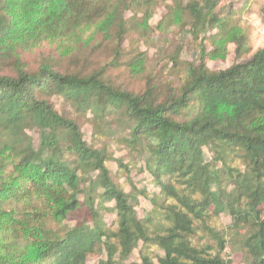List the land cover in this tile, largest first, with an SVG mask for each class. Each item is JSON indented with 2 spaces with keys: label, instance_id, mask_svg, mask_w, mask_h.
<instances>
[{
  "label": "trees",
  "instance_id": "obj_1",
  "mask_svg": "<svg viewBox=\"0 0 264 264\" xmlns=\"http://www.w3.org/2000/svg\"><path fill=\"white\" fill-rule=\"evenodd\" d=\"M220 1L168 6L167 20H187L202 45L173 86L127 82L138 69L125 61L126 14L143 3L147 24L154 0H0V264H90L95 254L105 256L98 264H234L222 256L227 243L242 264H264V47L226 69L208 66L229 42L245 45ZM58 38L77 51L27 55ZM57 97L72 112H60ZM89 120L104 133L121 129L143 159L159 189L151 213L137 211L146 189L125 191L106 148L85 139ZM221 214L231 218L228 239L208 224ZM197 223L216 246L193 241Z\"/></svg>",
  "mask_w": 264,
  "mask_h": 264
},
{
  "label": "rangeland",
  "instance_id": "obj_2",
  "mask_svg": "<svg viewBox=\"0 0 264 264\" xmlns=\"http://www.w3.org/2000/svg\"><path fill=\"white\" fill-rule=\"evenodd\" d=\"M154 1L152 17L147 24L144 22L146 7L143 3L134 5V9L126 14L130 20L131 28L125 42L128 54L125 61L130 62L131 65L134 64L138 69L136 72H134L135 69L127 71L129 75L127 82H130L131 85H143L148 80H153V82L171 83L173 86H179L185 76L188 64L200 61L201 39L196 40L189 33L187 20L178 22L172 19L167 20L168 6L174 4L173 0ZM218 9L226 10V12L232 11L233 22L239 33L244 34L246 39L245 45L239 48L235 42H229L225 58L208 59V66L212 70H223L235 62L250 59L258 49L264 47V0H221ZM92 32L93 29H90L82 34V37L87 39ZM216 32L217 29H214L209 34H215ZM73 40L72 38H58L54 41H45L29 51L30 53L28 52L27 55L58 56L66 53L71 54L78 49V44ZM203 42L208 51L214 47L209 40ZM124 68L126 69V67ZM55 102L60 112L65 110L72 112L70 106L63 99L57 97ZM112 122V127L115 129L117 125L114 121ZM27 132L38 142L37 130L29 129ZM83 132L85 139L91 145L106 148L108 154L113 158L108 162L112 177L125 191L132 192L135 190L133 187L139 190L146 189L145 194L148 196L139 195L140 203L137 206V211L140 216L151 213L153 205L150 198L158 193L159 189L152 183L150 174L147 171H141V167L144 166L143 159L131 152L130 148L122 142L123 133L121 129L114 133H104L89 120L83 126ZM206 151L207 156L210 158L211 153L208 150ZM118 160H122L127 168L121 166ZM234 164L239 165L238 163ZM105 220L109 225H112L116 220L115 213L106 212ZM230 223L231 218L226 214L214 216L208 221L209 226H213L218 230H226L227 239L230 238L231 234V232L228 234L227 230ZM196 226H198V231L193 236V241L196 244H204L208 241L214 246L217 245L214 239L209 238L201 224L197 223ZM114 228H116V225ZM248 228L249 226H246L245 230ZM222 256L232 258L234 264H242L241 256L236 253L229 243H227ZM100 258H105V256L92 255L89 260L90 264H98ZM139 258V252L134 251L131 259L138 260Z\"/></svg>",
  "mask_w": 264,
  "mask_h": 264
}]
</instances>
